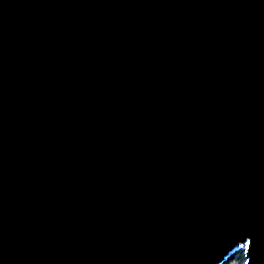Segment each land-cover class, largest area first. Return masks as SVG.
<instances>
[{
  "label": "water",
  "instance_id": "water-1",
  "mask_svg": "<svg viewBox=\"0 0 264 264\" xmlns=\"http://www.w3.org/2000/svg\"><path fill=\"white\" fill-rule=\"evenodd\" d=\"M264 264V0H0V264Z\"/></svg>",
  "mask_w": 264,
  "mask_h": 264
},
{
  "label": "trees",
  "instance_id": "trees-1",
  "mask_svg": "<svg viewBox=\"0 0 264 264\" xmlns=\"http://www.w3.org/2000/svg\"><path fill=\"white\" fill-rule=\"evenodd\" d=\"M225 264H246L245 250L240 248Z\"/></svg>",
  "mask_w": 264,
  "mask_h": 264
}]
</instances>
